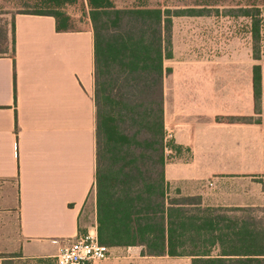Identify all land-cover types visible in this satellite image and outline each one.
Listing matches in <instances>:
<instances>
[{
    "label": "crops",
    "instance_id": "obj_1",
    "mask_svg": "<svg viewBox=\"0 0 264 264\" xmlns=\"http://www.w3.org/2000/svg\"><path fill=\"white\" fill-rule=\"evenodd\" d=\"M172 18L163 126L179 150L165 151L167 192L199 196L201 206L223 217L220 224L245 230L242 243L253 247L256 229L264 230V64L259 122L220 121L255 116L256 62L251 58L240 72L222 51L210 59L190 49L178 53ZM12 20L13 51L0 50V253L54 259L61 243L96 236L92 33L57 31L48 15L16 13ZM2 34L3 43L10 41L9 29ZM226 235V250L239 248ZM258 242L264 251V237ZM220 246L217 237L213 253ZM87 264H191V257L115 245Z\"/></svg>",
    "mask_w": 264,
    "mask_h": 264
},
{
    "label": "trees",
    "instance_id": "obj_2",
    "mask_svg": "<svg viewBox=\"0 0 264 264\" xmlns=\"http://www.w3.org/2000/svg\"><path fill=\"white\" fill-rule=\"evenodd\" d=\"M30 1L34 8L18 13L51 16L57 31L89 28L92 33L98 243L107 248L139 245L143 255H187L191 264H264V258L258 257L264 252L258 249L263 228L256 229L253 247L245 246V230L233 233L230 225L220 224L223 217L215 208L201 206L199 196L181 195L177 189L169 195L163 177L165 150H179L167 141L163 126L162 79L168 72L163 62L172 55L171 18L208 15L209 5L169 8L161 3L150 5L147 0L121 6L116 0H82L88 23L81 27L63 10L78 0ZM222 11L248 19L251 58L256 62L250 69L255 116L217 119L259 122L260 7L238 4ZM9 26L13 51L12 18ZM2 37L6 38L0 34V41ZM226 234L235 236L239 248L226 250ZM217 237L221 246L216 255ZM19 258H23L20 253H0V264H14ZM36 260L54 264L51 258Z\"/></svg>",
    "mask_w": 264,
    "mask_h": 264
},
{
    "label": "rangeland",
    "instance_id": "obj_3",
    "mask_svg": "<svg viewBox=\"0 0 264 264\" xmlns=\"http://www.w3.org/2000/svg\"><path fill=\"white\" fill-rule=\"evenodd\" d=\"M135 0H116L118 5L130 4ZM150 5L165 4L169 8H183L193 4H207L208 15L202 16H173L175 28V49L178 53L183 49L194 50L197 53H205L210 59L219 52H223L225 63H239L241 68L246 64H253L250 52V37L248 33V19L244 17H234L224 15V7H234L238 4H254L260 7L261 13V41L259 64H264V0H147ZM205 7V6H204ZM30 0H0V34L4 29H9L8 23L14 14L33 9ZM217 8V12L213 9ZM74 19V25L85 26L88 23L85 16V8L82 0L63 9ZM84 11V12H83ZM83 12V13H82ZM79 20V21H78ZM9 52L10 42L0 41V50ZM167 64V62H166ZM167 141L168 138H166ZM167 150V149H166ZM173 195V193H171ZM14 264H44L36 259L19 258L14 260ZM46 264V263H45Z\"/></svg>",
    "mask_w": 264,
    "mask_h": 264
},
{
    "label": "built area",
    "instance_id": "obj_4",
    "mask_svg": "<svg viewBox=\"0 0 264 264\" xmlns=\"http://www.w3.org/2000/svg\"><path fill=\"white\" fill-rule=\"evenodd\" d=\"M106 256L107 247L99 244L96 236L87 232L77 235L72 241L61 243L54 256V264H87Z\"/></svg>",
    "mask_w": 264,
    "mask_h": 264
}]
</instances>
